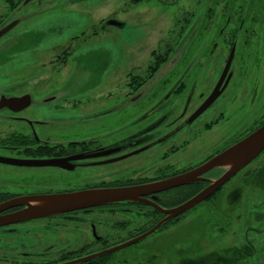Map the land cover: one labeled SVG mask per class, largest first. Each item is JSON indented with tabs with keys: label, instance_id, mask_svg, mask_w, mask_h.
<instances>
[{
	"label": "flooded vegetation",
	"instance_id": "obj_1",
	"mask_svg": "<svg viewBox=\"0 0 264 264\" xmlns=\"http://www.w3.org/2000/svg\"><path fill=\"white\" fill-rule=\"evenodd\" d=\"M157 1L176 9L150 51L146 75L112 81L123 94L56 98L19 93L8 79L0 83V264H59L139 238L167 217L160 208L194 197L222 170L132 200L55 215L24 217L31 199L172 179L264 124V0H197L192 10ZM29 4L57 7L62 17L46 22L57 34L41 67L51 72L81 64L82 55L74 53L97 49L106 53L104 65L122 67V43L108 30L125 25L117 17L125 7L86 23L63 19L65 11H76V0H0V28L32 18ZM192 30L184 51L144 94V83ZM92 37L100 39L98 47L79 43ZM199 206L210 222L198 229L196 248L184 250L193 254L174 257L177 246L162 235L154 247L169 255L159 264H264V148L217 191L151 234ZM113 253L95 258L108 263Z\"/></svg>",
	"mask_w": 264,
	"mask_h": 264
},
{
	"label": "rangeland",
	"instance_id": "obj_2",
	"mask_svg": "<svg viewBox=\"0 0 264 264\" xmlns=\"http://www.w3.org/2000/svg\"><path fill=\"white\" fill-rule=\"evenodd\" d=\"M166 1L168 3L177 2L179 10H183L184 6L192 10L197 2V0ZM76 2V11H65L63 19L71 17L73 20L82 19L86 23L96 22L109 14L117 15L118 9L125 7L124 13L117 15L125 25L118 29L111 27L112 29L108 30L114 34V37L116 34L118 41L122 43V67H115L110 61L104 65L106 60L104 54L106 53L99 49L92 52L74 53L77 57L81 54V64H89V68L84 69L80 67L81 64L74 63L66 68L55 69H60L59 71L50 72L41 67V62L50 61L49 55L52 52L50 47L57 34L56 29H46L49 25L46 22L50 20L53 23L56 16V19L60 21L62 17L58 16L60 13L57 7L29 4L28 14L33 13V17L27 16V18L20 19L7 34L0 37V83L8 79L9 84H18L19 93L27 92L32 95H54L57 96L56 98L62 96L98 97L123 94L111 85L114 80V83L120 84L124 83L129 74L146 75V66L151 60L150 51L156 39L163 35V30L170 20L169 14L176 7L167 6L165 8L157 0L144 1L138 5H129L127 0H76ZM192 32L193 30L185 37L184 49L193 37L194 32ZM104 36L103 40L106 41ZM189 36H191L190 39ZM99 40V38L92 37L86 42L79 41V43L84 46L98 47ZM106 50L111 53L113 46L106 45ZM93 61H96L97 65ZM132 66L133 69H131ZM161 70L160 68L155 71L144 83V94L156 85L161 75H165V71L164 73L159 72ZM223 190H227L226 187ZM201 209H203L202 206H199L197 210L187 212L178 221L170 223L167 230L163 232L150 234L138 243L114 251L107 264H159L163 262L169 253L165 248L158 253L153 243L156 239L158 241L162 235H164L162 238L177 246L179 251L175 252L174 257L176 254L177 256L192 255L193 252L186 253L184 250L191 251L192 248H196L195 244L200 233L198 229L207 228L210 222L207 211L203 212Z\"/></svg>",
	"mask_w": 264,
	"mask_h": 264
},
{
	"label": "water",
	"instance_id": "obj_3",
	"mask_svg": "<svg viewBox=\"0 0 264 264\" xmlns=\"http://www.w3.org/2000/svg\"><path fill=\"white\" fill-rule=\"evenodd\" d=\"M15 22L10 23L7 27L0 30V36L10 29ZM191 36H189L190 39ZM185 40L183 43L179 44V47L174 51L171 56V60L167 59L165 65L161 66L162 69L160 73L167 70V67H170L173 62L176 61L180 52H183ZM232 53L228 58V62ZM175 58V60H174ZM159 68V69H160ZM158 69V70H159ZM163 75H161L162 77ZM214 99V95L211 97V100ZM208 101V102H209ZM264 148V124L260 126L255 131L251 132L249 135L238 141L237 143L229 146L225 150L214 155L200 166L196 167L193 170L180 174L172 179H167L160 182L150 183L146 185H141L137 187H128V188H108V189H92L86 191H78L64 194H55L50 196L38 197L31 199L33 203L27 205V209L23 211L24 217H41L47 215H55L63 212H67L73 209H78L82 207H89L100 204H109L114 202L132 200L136 196L141 194H146L149 192H156L160 190H165L167 188L180 185L188 184L193 182L199 177L210 171V170H222L221 175L213 179L208 180V185L201 190L194 197L185 201L184 203L175 206L171 209H162L160 211L167 214V217L159 222L154 228L149 230L143 236L136 238L134 240L125 242L118 246L108 248L100 253L89 255L88 257H83L75 259L72 261H67L59 264H78L84 261L93 259L100 255L111 253L113 251L119 250L121 248L127 247L133 243L139 241V239L144 238L150 235L155 229L159 227L160 224L164 223L168 219H171L179 214H182L189 210L190 208L197 205L203 199L210 196L213 192L217 191L230 177L236 173L239 169L245 166L249 161H251L262 149ZM36 202H47L44 205H35ZM15 203V201L13 202ZM20 214V215H22ZM16 216L12 217H17ZM19 215V216H20Z\"/></svg>",
	"mask_w": 264,
	"mask_h": 264
},
{
	"label": "trees",
	"instance_id": "obj_4",
	"mask_svg": "<svg viewBox=\"0 0 264 264\" xmlns=\"http://www.w3.org/2000/svg\"><path fill=\"white\" fill-rule=\"evenodd\" d=\"M135 1H138V0H135ZM105 260H106V258H104L102 261L99 260V258L98 259L94 258V259L88 260L86 262L84 261V262L78 263V264H107V262Z\"/></svg>",
	"mask_w": 264,
	"mask_h": 264
},
{
	"label": "bare ground",
	"instance_id": "obj_5",
	"mask_svg": "<svg viewBox=\"0 0 264 264\" xmlns=\"http://www.w3.org/2000/svg\"><path fill=\"white\" fill-rule=\"evenodd\" d=\"M47 202H36V203H34L35 205H44V204H46Z\"/></svg>",
	"mask_w": 264,
	"mask_h": 264
}]
</instances>
